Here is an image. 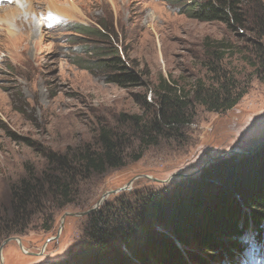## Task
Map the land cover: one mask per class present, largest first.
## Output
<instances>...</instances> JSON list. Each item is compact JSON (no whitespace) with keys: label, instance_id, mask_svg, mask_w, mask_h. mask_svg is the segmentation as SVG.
Masks as SVG:
<instances>
[{"label":"rangeland","instance_id":"1","mask_svg":"<svg viewBox=\"0 0 264 264\" xmlns=\"http://www.w3.org/2000/svg\"><path fill=\"white\" fill-rule=\"evenodd\" d=\"M183 3L185 0H3L0 203L9 207L13 186L29 170L46 167L47 157L38 149L41 145L61 153L70 146L99 147L101 132L108 130L123 142L127 156L123 166L83 180L74 201L54 209L52 230L37 225L18 236L20 241L5 245L0 264L83 263L91 240L86 229L92 228V217H109L127 204L137 206L149 194L156 203L191 207L196 212L213 202L214 188L224 185L225 177L218 178L223 166L235 165L230 176L240 174L244 167H263L264 83L241 58L245 41L222 22L200 21L181 13ZM74 23L99 29L104 37L78 33ZM216 41L226 49V69L232 68L241 77L248 93L223 112L196 104L191 123L178 131L171 129L158 136L156 144L142 148L143 128L153 121L158 107L156 90L167 83L192 99L199 80L211 83L205 64L218 63L208 49ZM88 44L119 50L139 72L142 84L120 87L108 82L92 53L83 50ZM88 61L92 69L83 66ZM140 150L142 157L134 160ZM155 229L165 230L154 222ZM256 233L250 222L242 238L247 247L236 253L239 264H264V244ZM200 255L207 258L205 253Z\"/></svg>","mask_w":264,"mask_h":264},{"label":"trees","instance_id":"2","mask_svg":"<svg viewBox=\"0 0 264 264\" xmlns=\"http://www.w3.org/2000/svg\"><path fill=\"white\" fill-rule=\"evenodd\" d=\"M180 11L200 21L222 22L230 31H238L245 41L241 58L264 83V0H185ZM72 26L78 33L104 37L99 29L90 30L80 23ZM215 43L208 49L218 63L205 64L211 83L199 80L192 99L167 83L156 90L158 107L153 121L143 128L142 148L156 144L158 136H165L171 129L191 123L196 104L223 112L235 107L248 93L247 86L240 83L241 77L232 68L226 69V49L220 46V41ZM83 50L92 53L96 67L108 82L120 87L142 84L139 72L123 59L119 50L90 44ZM83 66L92 69L89 61ZM136 119L142 122L141 117ZM122 145L121 140L103 130L99 147L70 146L61 153L39 146V151L47 157L46 167L29 170L13 186L9 207L0 203V246L8 238L25 235L37 225L45 231L52 230L54 209L73 202L83 180L125 164L127 153L122 151ZM142 155L140 150L134 154V160ZM233 166L221 168L218 178L225 177L224 185L214 188L213 202L196 212H191V207L185 210L174 207L175 204L156 203L153 194H149L137 206L124 204L114 215L92 217V228L86 229L91 238L86 244V260L76 264H190V259L198 264L215 261L239 264L236 253L244 252L247 247L242 238L250 222L256 226L255 237L264 244V164L261 168L244 167L240 174L230 176ZM154 222L165 230H153ZM203 253L207 258L200 255Z\"/></svg>","mask_w":264,"mask_h":264},{"label":"water","instance_id":"3","mask_svg":"<svg viewBox=\"0 0 264 264\" xmlns=\"http://www.w3.org/2000/svg\"><path fill=\"white\" fill-rule=\"evenodd\" d=\"M100 203V202H99ZM90 211L91 210H89L88 212H86V214L87 213H90ZM14 239H17V240H19L20 241V238L19 237H11V238H8L7 240H5L4 242H3V244L1 245V247H0V256H1V254H2V251H3V248L5 247V245H7L11 240H14ZM53 240V239H52ZM22 246V245H21Z\"/></svg>","mask_w":264,"mask_h":264}]
</instances>
